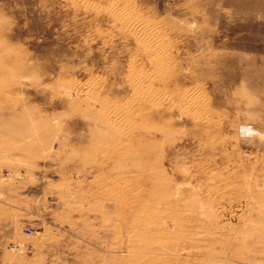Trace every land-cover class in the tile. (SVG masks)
<instances>
[{
    "label": "rangeland",
    "instance_id": "rangeland-1",
    "mask_svg": "<svg viewBox=\"0 0 264 264\" xmlns=\"http://www.w3.org/2000/svg\"><path fill=\"white\" fill-rule=\"evenodd\" d=\"M242 125L264 0H0V264H264Z\"/></svg>",
    "mask_w": 264,
    "mask_h": 264
},
{
    "label": "clouds",
    "instance_id": "clouds-1",
    "mask_svg": "<svg viewBox=\"0 0 264 264\" xmlns=\"http://www.w3.org/2000/svg\"><path fill=\"white\" fill-rule=\"evenodd\" d=\"M240 136L243 140H260L264 142V132L251 127V125H242L240 128Z\"/></svg>",
    "mask_w": 264,
    "mask_h": 264
},
{
    "label": "bare ground",
    "instance_id": "bare-ground-1",
    "mask_svg": "<svg viewBox=\"0 0 264 264\" xmlns=\"http://www.w3.org/2000/svg\"><path fill=\"white\" fill-rule=\"evenodd\" d=\"M123 18V17H122ZM131 19V17L130 16H126L125 18H123V22H125V23H130V22H132V20H130ZM121 21V20H120ZM119 23V22H118ZM141 33H142V35H143V37H144V39L145 40H152V39H149L148 37H151L154 33L153 32H151V31H149L148 32V34H147V28L144 26V25H141ZM138 33V32H137ZM156 40V39H155ZM158 42V41H157ZM155 44V43H154ZM153 44V45H154ZM156 46V45H155ZM160 46V45H159ZM158 47V46H157ZM152 49V48H151ZM154 49H156V47L154 48ZM160 49V48H159ZM164 49V48H163ZM156 52L158 51V48H157V50H155ZM160 51V50H159ZM156 52L154 53V54H156ZM158 53V52H157ZM153 55V54H152ZM156 57H157V55H156ZM156 63V62H155Z\"/></svg>",
    "mask_w": 264,
    "mask_h": 264
}]
</instances>
